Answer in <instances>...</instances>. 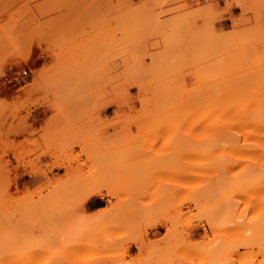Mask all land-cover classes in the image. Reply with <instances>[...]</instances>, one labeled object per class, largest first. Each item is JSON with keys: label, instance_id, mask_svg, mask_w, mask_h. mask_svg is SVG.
Returning a JSON list of instances; mask_svg holds the SVG:
<instances>
[{"label": "rangeland", "instance_id": "374dc122", "mask_svg": "<svg viewBox=\"0 0 264 264\" xmlns=\"http://www.w3.org/2000/svg\"><path fill=\"white\" fill-rule=\"evenodd\" d=\"M200 1L0 0V264H264V0Z\"/></svg>", "mask_w": 264, "mask_h": 264}, {"label": "bare ground", "instance_id": "6f19581e", "mask_svg": "<svg viewBox=\"0 0 264 264\" xmlns=\"http://www.w3.org/2000/svg\"><path fill=\"white\" fill-rule=\"evenodd\" d=\"M231 104H232V103H231ZM247 105H248V104H247ZM252 105H253V104H252ZM197 106H199V105H197ZM197 106L195 105V107H197ZM202 106H203V105H202ZM192 107H193V105H192ZM195 107H193V108H195ZM200 107H201V106H200ZM231 107H232V106H231ZM252 107H253V106H252ZM238 108H239V107H238ZM241 108H242V107H241ZM236 109H237V108H236ZM245 109H246V108H245ZM250 109H251V108H250ZM252 109H253V108H252ZM255 109H256V107H255ZM255 109H254V110H255ZM261 109H262V108H261ZM217 110H218V109L215 110V113L217 112ZM219 110H220V109H219ZM221 110H222V109H221ZM262 111H264V110H262ZM183 112H184V110H183ZM213 112H214V109H213ZM229 112L232 113V112H233V109L229 110ZM246 112H247V110H246ZM246 112H245V113H246ZM198 113H200V112H198ZM211 113H212V112H211ZM215 113H214V115H212V118L215 116ZM218 113H219V112H218ZM220 113H221V112H220ZM245 113H243V114H245ZM254 113H256V112H254ZM257 113H258V112H257ZM205 114H206V112H205ZM205 114H203V116H204ZM209 114H210V113H209ZM216 114H217V113H216ZM238 114H239V113H238ZM258 114H259V113H258ZM219 115H220V114H219ZM233 115H234V113H233ZM254 115H255V114H254ZM209 116H211V114L208 115V118H209ZM216 116H217V115H216ZM223 116L225 117L224 114H223ZM223 116L221 115V117H223ZM200 117H201V116H200ZM221 117L219 118V116H218V117H216V118H218L219 120H221ZM228 117H229V116H228ZM235 117H236V116H235ZM213 119H214V121L217 120V119L215 120V117H214ZM223 119H224V118H223ZM225 119H226V118H225ZM241 119H242V118H241ZM247 119H248V118H247ZM219 120H218V121H219ZM229 120H230V117H229ZM229 120H228V121H229ZM244 120H245V118H244ZM244 120H243V121H244ZM251 121H252V120H251ZM226 122H227V121H226ZM257 122H258V121H257ZM252 123H253V122L248 123L249 127H250V125H251V126H254L255 122H254V124H252ZM259 123H264V121L260 120V122H258V124H259ZM237 124H238V123H237ZM255 125H257V123H256ZM262 125H264V124H262ZM239 126H240V125H239ZM254 127H255V126H254ZM256 127H257V126H256ZM258 127H259V125H258ZM258 127H257V128H258ZM260 127H262V129H261ZM260 127L257 129V131H259V129H260V130H261V131H260V132H261L260 135H262V134H264V133H262V132H264V126H261V124H260ZM252 128H253V127H252ZM250 129H251V128H250ZM250 129H249V130H250ZM255 129H256V128H255ZM260 132H259V133H260ZM248 134H249V133H248ZM262 138H264V136H262ZM238 145H239V144H238ZM238 145H237V146H238ZM140 211H141V210H140ZM167 232H168V231H167ZM167 234H169V233H167ZM169 235H170V234H169ZM169 238H170V236H169ZM167 240H168V238H167ZM141 247H142V246H141ZM138 249H140V248H138ZM141 250H142V249H141ZM140 252H142V251H140ZM142 259H143V258H142ZM142 261H143V260H142ZM139 262H140V261H139ZM134 263H135V262H134ZM179 263H180V262H179ZM179 263H178V264H179ZM184 263H186V264H192L193 262H192V260H187V261H184Z\"/></svg>", "mask_w": 264, "mask_h": 264}, {"label": "crops", "instance_id": "0c3cea01", "mask_svg": "<svg viewBox=\"0 0 264 264\" xmlns=\"http://www.w3.org/2000/svg\"><path fill=\"white\" fill-rule=\"evenodd\" d=\"M200 2H201V3H204V2H208V0H201ZM231 14H232V12H231ZM227 21H230V17H229L228 15H226L225 19H223V20L221 21V24H222V27H223V28H225V27H224V23L227 22ZM97 200H98V198H95L94 200H90V201H89V205H93V204L95 203V201H97ZM97 208H100V207H97Z\"/></svg>", "mask_w": 264, "mask_h": 264}]
</instances>
